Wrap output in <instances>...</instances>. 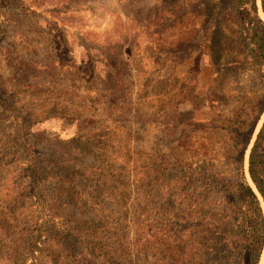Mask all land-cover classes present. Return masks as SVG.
Wrapping results in <instances>:
<instances>
[{"label": "rangeland", "instance_id": "374dc122", "mask_svg": "<svg viewBox=\"0 0 264 264\" xmlns=\"http://www.w3.org/2000/svg\"><path fill=\"white\" fill-rule=\"evenodd\" d=\"M202 7V0H16L4 7L10 19L0 23V83L8 99L0 103V264H164L160 172L165 154L187 139L172 114L189 107L190 88L203 92L212 80L207 60L199 62L196 48L181 42L199 30ZM223 85L224 99L235 100L233 85ZM216 115L205 106L194 118L209 126ZM263 120L264 113L244 160L255 193L248 155ZM219 136L200 131L188 144L226 147ZM257 153L264 160V133ZM27 155L42 167L47 202L60 178L82 199L80 208L62 205L58 218L79 225L80 247L54 245L62 227L51 221L35 225ZM215 198L203 199V215L219 208ZM37 230L38 243L25 246Z\"/></svg>", "mask_w": 264, "mask_h": 264}, {"label": "trees", "instance_id": "16d2710c", "mask_svg": "<svg viewBox=\"0 0 264 264\" xmlns=\"http://www.w3.org/2000/svg\"><path fill=\"white\" fill-rule=\"evenodd\" d=\"M15 1L0 0V23L10 19L4 7ZM202 3L197 14L199 30L181 42L196 48L199 62L207 60L212 80L203 92L201 88L198 91L190 88L189 107H176L172 114L178 124L186 127L187 139L179 148H170L165 154L160 172L165 182L162 258L164 264H259L264 247V214L259 198L246 179L244 160L264 113V21L258 14L256 0H202ZM261 8L264 14V0ZM0 60H3L1 56ZM251 74L254 78L244 82ZM226 81L233 85L230 93L235 100L224 99ZM4 101L8 103L0 83V103ZM205 106L216 109L218 115L209 126L194 118ZM203 130L220 133L219 138L224 139L226 147L194 149L188 143ZM263 133L264 120L248 155V174L264 202V160L257 153V143ZM23 160L33 203L38 209L35 225L43 229L51 221L53 227H62L58 229L59 238L54 245L71 250L80 247L83 237L79 225L74 227L70 221L62 225L58 219L62 205L72 209L83 206L82 199L70 191V180L60 178L55 199L47 202L40 187L42 167L30 155ZM49 165L52 173L56 163L50 161ZM213 193L218 198L212 204L219 208L211 210L208 216L203 215V199L209 200ZM38 235L39 230L37 235L26 237L24 245L35 246ZM18 264H26V260Z\"/></svg>", "mask_w": 264, "mask_h": 264}, {"label": "bare ground", "instance_id": "6f19581e", "mask_svg": "<svg viewBox=\"0 0 264 264\" xmlns=\"http://www.w3.org/2000/svg\"><path fill=\"white\" fill-rule=\"evenodd\" d=\"M257 193V192H256ZM258 194V193H257Z\"/></svg>", "mask_w": 264, "mask_h": 264}]
</instances>
